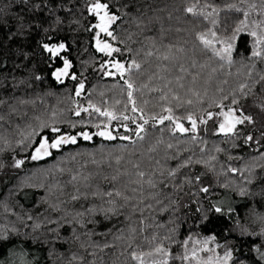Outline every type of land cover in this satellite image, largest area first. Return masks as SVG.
<instances>
[{
	"label": "trees",
	"instance_id": "obj_1",
	"mask_svg": "<svg viewBox=\"0 0 264 264\" xmlns=\"http://www.w3.org/2000/svg\"><path fill=\"white\" fill-rule=\"evenodd\" d=\"M94 2L0 0V235L8 237L0 241V264H140L133 255L144 264H199L201 248L193 256L199 244L231 252L228 264H264V55H253L264 53L257 42L264 37V0H102L118 17L109 29L120 49L115 55L124 66L140 65L116 77L106 75L109 59L95 46L104 33L88 11ZM204 33L217 51L233 44L231 63L197 39ZM45 43H63L66 51L53 58ZM63 59L70 72L57 80ZM125 81L144 118L171 107L184 127L193 115L197 131L173 134L170 121L149 119L139 139L143 119L131 111ZM90 104L136 122L109 120ZM229 108L254 122L239 125L235 135L218 134L217 114ZM209 112L213 118L201 123ZM99 123L132 124L130 134L119 135L135 144L96 135ZM61 135L76 143L31 158L42 137L52 143ZM109 191L129 199L93 195Z\"/></svg>",
	"mask_w": 264,
	"mask_h": 264
},
{
	"label": "snow or ice",
	"instance_id": "obj_2",
	"mask_svg": "<svg viewBox=\"0 0 264 264\" xmlns=\"http://www.w3.org/2000/svg\"><path fill=\"white\" fill-rule=\"evenodd\" d=\"M20 6H24L28 3V0H19ZM88 11L90 13H92V15L96 18H98L99 23L95 24L94 27L99 29L100 33H104L109 37H113V39H115V37L113 36V33L111 31H109V29L111 28L112 24L118 19L117 15L112 14V12L110 11L109 8V4L108 3H102L100 2V0H95V2L91 5V7L88 9ZM187 11L189 13H192L193 15H196V11L194 7H190L187 9ZM0 14H3V9H0ZM215 23V21H214ZM243 23V22H242ZM242 29L238 28L237 32L241 31ZM253 36H256V33L253 32L251 33ZM208 33H204V34H200L198 35L197 39H199V41L205 46V47H209L212 48L213 52L216 55H219L221 59H225L226 56L228 58V62L231 63L230 60V52L233 48V44L230 42H223L225 43V48L221 51H217L214 47H213V40L208 38ZM211 36L214 38L215 37V33H211ZM236 39L235 36L232 37V40L234 41ZM257 42H264V37H258ZM43 48L46 52L50 53L51 56L53 58H56L58 56H60V53L63 51H66V47L63 43H60L59 45H49L47 43L43 44ZM96 48L98 51L104 53L105 55L111 56L114 52H119L120 49L119 48H114L111 44L102 41L99 37V34H97L96 36ZM223 53V54H222ZM253 55L254 56H262L264 55V53L261 52V50L257 49L253 51ZM163 59L168 60L170 59V57L168 55L163 56ZM117 72L120 73L121 76H123L125 74L126 71H130L131 69H125L124 64L120 63L119 61L115 62L112 65ZM133 67H135L136 69L140 68V65L137 64L135 61H133L132 64ZM71 67V64L67 61L64 60V68L60 71H57L55 73V77L57 80H61V78L65 75H67L68 73V69ZM110 75L112 73H109ZM39 78V77H37ZM72 79H75V76L72 77ZM261 79H264V76L261 77ZM125 83L127 84V87L129 89L127 95H128V100L129 103L132 105L131 111L133 113L136 112H140V118L143 119V124H136V133L135 135L143 140V136L140 135V133L145 131L144 125L148 124L149 119L152 120H158V122L160 124H163L166 120L170 121L171 124L173 125V134L175 132H180V133H188L189 131H191L192 133H195L197 131V120L193 115H188L187 117H185L191 124V129L184 127V125L182 123H180V117L175 116L173 114V110L171 107H165L163 109V112H166L167 115H158V116H151L148 118H144V114H143V109L138 108L137 106V102L136 99L133 97V91H135L134 86L132 83L125 81ZM144 87H147V85H145ZM181 87H183V85H181ZM247 87V85H242L241 86V91H243V88ZM80 90L84 89V84L81 83L79 85ZM80 92H77V95H79ZM198 95V94H197ZM168 97L167 95H164L161 97V99L166 100ZM173 99L179 101V96H174ZM234 104H238L239 101L238 100H233L232 101ZM147 103V102H145ZM189 104L192 103L191 100L188 101ZM179 106V105H178ZM217 106L221 109H223L224 105L222 103H218ZM127 108V105L125 106ZM262 108H264V105H261ZM89 108H91L93 111L99 113L101 116L107 117L109 120H129L131 119L133 121V123L136 122V117L132 116L129 117L127 115H121V116H117L114 112L112 111H107V110H101L99 107H96L95 105L90 104ZM88 111V108H84V109H78L76 114L79 115L80 111ZM213 113L209 112L207 113V119L201 117L200 122L203 124H207L208 120H211L213 118ZM217 115L222 116L223 117V121L219 124V131L221 133H223L225 136L228 135H235V130H236V126L237 125H242L245 123V121L249 122V123H253V118L250 115H244L243 113H241V115H237L236 111L234 109L229 108L228 111H221L220 113H218ZM0 119H3L2 116H0ZM97 127H99V125H97ZM125 130H129L127 125H124ZM108 126L105 125V130L97 132L96 135L99 136H103L105 139L107 140H114L116 139L115 136L112 135L111 131L107 130ZM53 132H59L60 129L53 127L51 129ZM83 138L85 140H90L91 136H89L87 133H83ZM194 138V137H193ZM120 139L122 140H130L133 144H135L134 140H131V137H127V136H121ZM252 136H248L247 140H252ZM66 143H76V138L75 137H69V136H64L61 135L58 138H56L54 140V142L49 143V140L47 137H42L41 142L38 143V145L35 148V154L31 157L33 160H39L42 159L45 156H49L51 155V152L49 151V149H58L62 144H66ZM169 148L172 147L171 144L168 145ZM219 151V149H217ZM117 163H119V160H117ZM190 163H192V161L189 159L185 162H183L180 167H187ZM196 163H201V161H196ZM21 164H23V161H17L16 163V167H19ZM136 167H139L138 165H136ZM233 171H235V169H233ZM138 176H140L141 178H143L144 173L143 172H138L137 173ZM169 175L171 176H175L176 172L172 171L169 173ZM73 179H75V177H73ZM113 180L117 179L116 176L112 177ZM197 180H199V177H196ZM189 183L191 181H188ZM147 183L155 188L156 184L152 181V180H148ZM135 191V190H134ZM202 192L207 193L209 191V189L207 187H203L201 188ZM93 195H107L109 197H112L113 195H115L116 197H121L122 199H124L125 201H127L129 198L127 196H124L122 192L120 191H116L115 193L109 191L107 193L101 194V193H94ZM241 195H244V192L241 191ZM79 197L74 196L73 199H78ZM110 204H115L114 200H110L109 201ZM103 211H114V209L110 208L107 210H103ZM215 211L217 213L221 212L222 209L219 206L215 207ZM8 237L7 236H3L0 235V241L2 240H7ZM205 244L208 243V241H204ZM185 247H187V245L185 244ZM156 251L160 254H162L163 256H168L169 253H167L165 251V249H163L162 247H158L156 249ZM193 256H195V250H193ZM184 259H188V256L185 255L183 257ZM232 258V254L231 252H226L223 260L225 262V264H227V261L231 260ZM72 259H76L75 256L72 257ZM133 259L139 260L140 264H144V260L142 256H136L133 255ZM153 264H157V262H153ZM158 264H167V260H162L160 262H158Z\"/></svg>",
	"mask_w": 264,
	"mask_h": 264
},
{
	"label": "rangeland",
	"instance_id": "obj_3",
	"mask_svg": "<svg viewBox=\"0 0 264 264\" xmlns=\"http://www.w3.org/2000/svg\"><path fill=\"white\" fill-rule=\"evenodd\" d=\"M100 2H102V0H100ZM97 23H99V20H98ZM105 66H110L109 65V62H106V65ZM126 67H129L128 69H131L130 71H132L133 68H134L132 66V64L131 65H128ZM107 69H109V70H108V72H107L106 75L107 76L114 77V74L115 73H113V71H111V66L108 67ZM127 72H129V71H127ZM109 73H112V74L110 75ZM223 111H227V110H223ZM219 117H220V122H219V124H220L223 121V117L222 116H219ZM100 123H102V122H100ZM100 123H99V127H97L96 130H95L96 133L105 130V125L106 124L102 125ZM107 126H108V128H110V126L108 124H107ZM189 129H191V124L189 125ZM189 132H191V131H189ZM217 133L218 134H223V133H221L219 131V126H218ZM66 144H69V143H66ZM14 166H16V164ZM196 248L197 249L201 248V253H200V258H199L200 259L199 264H225V262L223 260V257H224L225 254L221 252L222 249L220 250L218 247H215L214 248V247H211V246L210 247L203 246V244H199V245L193 247L194 250ZM228 263L229 262L227 261V264Z\"/></svg>",
	"mask_w": 264,
	"mask_h": 264
},
{
	"label": "flooded vegetation",
	"instance_id": "obj_4",
	"mask_svg": "<svg viewBox=\"0 0 264 264\" xmlns=\"http://www.w3.org/2000/svg\"><path fill=\"white\" fill-rule=\"evenodd\" d=\"M98 32H99V29H98ZM99 37H100V39L102 40V41H105V42H107V43H109V44H111L112 46H113V44L112 43H110V41H109V36H106V34H104V36H101V35H99ZM95 46H96V41H95ZM114 47V46H113ZM100 52V51H99ZM100 54H102L103 56L105 55L104 53H102V52H100ZM106 57V59H109V61H106V62H109V65L111 66V71H113V73H115L114 74V77H116L117 75H120V73L119 72H117L116 71V69L112 66L115 62H117V61H119L120 62V60H119V58L115 55V52L111 55V56H108V55H105ZM62 62H63V68H64V59L62 60ZM121 63V62H120ZM62 68V69H63ZM71 68V67H70ZM70 68L68 69V72H70ZM129 67H126V65H125V69H128ZM61 69V70H62ZM127 73V71L125 72V74ZM124 74V75H125ZM68 75H69V73H68ZM68 75H65V76H63L61 79H65V78H67L68 77ZM121 76V75H120ZM131 126H132V124H129V127H128V129L129 130H125V128H124V126H122V125H119L118 127H114L113 129H110V128H108L107 130H109V131H111V133H112V135L113 136H115L116 138H119V137H121L119 134H120V130L122 129V130H124V131H126L128 134H130L131 133V130H132V128H131ZM239 126V125H238ZM238 126L236 127V129L238 128ZM186 128H188V127H186ZM236 131V130H235ZM188 133H190V132H188ZM53 149H49V151L51 152Z\"/></svg>",
	"mask_w": 264,
	"mask_h": 264
},
{
	"label": "water",
	"instance_id": "obj_5",
	"mask_svg": "<svg viewBox=\"0 0 264 264\" xmlns=\"http://www.w3.org/2000/svg\"><path fill=\"white\" fill-rule=\"evenodd\" d=\"M237 126H238V125H237ZM237 126H236V127H237ZM106 140H107V139H106ZM109 141L113 142V141H115V139H114V140H109ZM45 157H46V156H45Z\"/></svg>",
	"mask_w": 264,
	"mask_h": 264
}]
</instances>
